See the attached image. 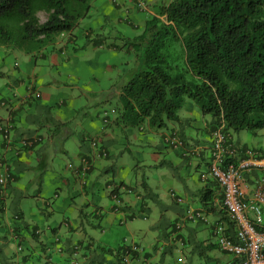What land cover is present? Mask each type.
<instances>
[{"label": "rangeland", "instance_id": "rangeland-1", "mask_svg": "<svg viewBox=\"0 0 264 264\" xmlns=\"http://www.w3.org/2000/svg\"><path fill=\"white\" fill-rule=\"evenodd\" d=\"M144 1L147 9V0ZM116 4L120 7L117 8ZM145 10H139L135 3L125 4V0H93L88 15L81 19L73 30L74 41L69 46L62 45V49L59 48V42L62 41L61 38L66 41V37L32 41L24 39L15 29L13 38L6 44H0V96L7 94L9 87L6 84L14 82L16 76L13 74L20 71L29 75V79L24 77L27 82L37 81L40 92L38 89L36 92L32 91L33 95L42 93L54 110L61 108L56 106L65 98L72 109L68 113L69 122L60 126L61 131L67 133L76 130L78 135L67 140L65 154H61L60 144L56 143L55 147H52L43 180L48 182L54 177L55 172L61 175L64 162L68 164L73 161L77 164L78 155L87 152L90 145L98 149L91 144L93 140L98 142V146L101 140H104L111 156L99 160L101 166L97 167L98 170L91 177L96 182L94 191L89 193L90 198L87 199L89 201L93 199L98 206L111 203L109 194L113 187L107 189L106 183L113 179L123 183L119 185L123 197H126L124 191L126 186L136 192H142L146 195L148 209L145 212L146 217L141 216L139 219L151 225L157 224L154 234L156 236L158 234L162 239L167 220L161 218L177 217L189 206L200 208L199 195L202 186L199 170L180 155L181 149L169 147L163 134H168L172 125H176L179 132L183 130L187 136L186 146L195 149L199 141L208 140L205 123L206 120L211 121L212 116L201 114L202 118L194 119L192 111L201 113L200 109L192 99L184 97V105L178 112L184 118L182 125L168 121V129L155 131L150 128L147 121L133 125L128 120H119L117 123L111 122L110 127V122L105 121V112L110 114L113 109L118 110V107H121L123 87L137 73L144 70V53L148 43L147 39L139 36L145 31L146 21L154 17ZM39 15L42 21L48 16L44 11H40ZM96 38H102L105 43L101 47H95L92 40ZM173 45L175 48L180 46L175 43ZM64 109L66 108H62L63 111ZM113 115L118 119V112ZM188 117L193 118L192 123L190 119L185 123V118ZM100 122L103 127L102 125L98 127ZM82 126H85L90 134L93 130H98V134L91 137L92 133L88 140L83 141ZM107 127H109L107 133L114 137L112 140L109 136H103ZM231 134L234 141L245 144L249 150L264 152V128L231 131ZM256 171L258 178L264 177V171ZM202 172H207L205 167ZM143 182L147 183L149 191L155 197L147 195ZM77 189L80 191L79 187ZM134 191L128 195L134 197ZM172 192L181 196L183 202H176L171 196ZM42 196L45 199L50 198L53 204L55 201L71 204L73 200L79 204L84 200V196L78 192L73 193V198H69L65 189L61 192L60 198L55 197V193L47 194V190ZM39 200L43 203L42 198ZM89 205L84 207L85 211L90 212L93 209ZM48 210L52 213L50 209ZM50 213L45 210L44 216L40 219L47 225V221L55 225ZM200 235L208 236L206 231H201ZM111 237L113 238V235ZM212 240L216 242L215 237ZM144 244L150 251V243L146 241ZM212 252L222 256L219 249H213ZM178 253L177 249H173L166 255L171 261L176 262ZM189 258L193 259V256L190 255ZM201 263L205 264L206 261L202 259Z\"/></svg>", "mask_w": 264, "mask_h": 264}, {"label": "crops", "instance_id": "crops-1", "mask_svg": "<svg viewBox=\"0 0 264 264\" xmlns=\"http://www.w3.org/2000/svg\"><path fill=\"white\" fill-rule=\"evenodd\" d=\"M172 1L147 0L148 6L145 11L154 16L159 15L161 7ZM133 3V0H125V4ZM116 5L117 8L120 7ZM39 13L37 16L40 18ZM44 21L40 18V23ZM61 37L67 38L66 41L61 38L62 41L59 42L61 49L62 45L69 46L74 41V34L71 39L66 35ZM104 43L101 38L93 45L101 47ZM13 75L16 76L14 82L6 84L9 87L7 94L0 96V102L6 103L4 107H0V119L10 120L14 131L12 146L8 149L0 135V169H7L11 177L5 185L0 184V264H115L121 261L122 256L127 252L132 264H142L145 260L151 264H202V259L206 261L205 264L214 262L235 264V257L222 252L212 240L214 237L212 224L218 221L228 223L224 214H209V223L184 221L185 212L179 213L174 218L162 217V220L167 221L166 231L161 239L158 234L157 236L154 234L157 224L151 225L139 219L141 216L146 217L145 212L148 209L146 195L142 192H136L130 187L135 192L134 197L128 195L125 189L126 197H123L119 186L123 183L113 179L106 183L107 189L113 187L109 194L111 203L98 206L93 199L89 201L87 198H90L89 193L94 191L96 183L91 177L98 170L97 167L101 166L99 160L111 156L104 140H101L99 146H94L98 149L90 145L87 152H81L77 164L73 161L68 164L64 162L62 174L55 172L54 177L45 182L43 176L47 172L52 147H55L56 143L60 144V152L65 154L67 140L78 135L76 130L63 133L60 127L69 122L68 113L71 112L72 107L68 106L64 98L56 106L61 108L54 110L42 93L39 97L33 95L34 90L38 89L40 92L37 81L27 82L24 77L29 79V75L20 71ZM62 108L66 109L63 111ZM192 112L194 119L202 118L201 113ZM98 115L100 116L99 113ZM181 118L183 121L184 118ZM193 118L188 117L191 123ZM115 119L117 117H112L111 122L117 123ZM119 120L118 118V122ZM210 122L206 120L205 123L208 140L199 141L195 149H189L187 146L185 152H188V155L183 151L180 153L182 157L187 158L189 164H193L199 170V173H202L203 167L207 170L210 161ZM100 123L98 127L101 125L103 127ZM85 126L81 127L83 141L88 140L92 133L91 137L98 134V130H93L90 134ZM109 127L103 132V136H109L112 140L114 137L107 133ZM170 129L178 130L176 125H172ZM44 130L46 132H43ZM34 135L42 136V141L33 149L17 151L22 138ZM236 143L239 146H246L237 141ZM196 148L199 150L196 151ZM103 151L107 156L97 155L98 152ZM85 157L86 160H90L91 169L85 177H82L80 170ZM253 176L248 177L250 183L254 182ZM205 183L202 182V186ZM64 189L69 194V198H73V193L78 192L84 196L85 201L79 204L75 200L71 204L55 201L53 204L50 198L45 199L42 196L47 190V194L55 193V197L60 198ZM41 198L43 203L39 200ZM86 205L93 209L90 212L85 211ZM45 210L51 214L55 225L48 221L47 225L40 219L44 216ZM180 222L182 225L178 229L176 224ZM201 231H206L208 236L200 235ZM146 241L150 243V251L144 244ZM18 245L23 248L21 252L17 251ZM173 249L179 252L176 262L171 261L166 255ZM213 249H219L222 256L212 252ZM190 255L193 259L189 258Z\"/></svg>", "mask_w": 264, "mask_h": 264}, {"label": "trees", "instance_id": "trees-1", "mask_svg": "<svg viewBox=\"0 0 264 264\" xmlns=\"http://www.w3.org/2000/svg\"><path fill=\"white\" fill-rule=\"evenodd\" d=\"M92 1L0 0V44L9 42L15 29L26 40L65 35L71 39ZM40 11L48 14L43 23L37 16ZM139 37L148 43L144 70L123 87L121 107L105 112V121L111 122L118 112L120 121H147L155 131L168 129V121L182 125L178 112L187 97L202 115L212 116L211 131L222 121L228 132L264 128V0H173L146 21ZM173 131L186 148L185 132ZM142 185L149 197H155L146 182ZM221 196L218 184L207 181L200 189V208L226 215L213 204ZM225 219L235 237L233 223Z\"/></svg>", "mask_w": 264, "mask_h": 264}, {"label": "built area", "instance_id": "built-area-1", "mask_svg": "<svg viewBox=\"0 0 264 264\" xmlns=\"http://www.w3.org/2000/svg\"><path fill=\"white\" fill-rule=\"evenodd\" d=\"M133 2L139 10L146 9L144 0ZM39 95L37 93L36 96ZM5 105V102H0V107ZM225 130L226 126L222 121L219 127L211 131L210 161L207 172L200 173V180H213L218 184L222 196L221 199H214L213 204L225 211L227 218L233 223L235 237L231 235L228 225L221 221L212 224V234L222 252L238 258L236 264H264V177L255 176L256 170L264 171V154L251 151L244 145H237L231 133ZM12 131L13 123L8 119H0V135L7 149L12 146ZM164 138L172 149H181L188 155L184 142L176 131L165 134ZM42 139L39 135L22 138L17 151L33 149ZM97 155L107 156V153L103 151ZM90 167V161L83 159L80 175L85 177ZM250 176H253V183H250ZM9 178L7 169H0V184L5 185ZM124 189L127 193L133 192L127 186ZM171 196L176 202H183V198L174 192ZM208 215L201 208L189 206L183 220L209 223ZM181 225L180 222L176 226L180 229ZM17 250L22 251V246L18 245ZM115 264H132L129 253H125L121 261ZM142 264L151 263L145 260Z\"/></svg>", "mask_w": 264, "mask_h": 264}]
</instances>
